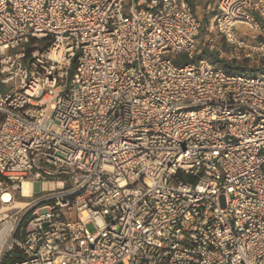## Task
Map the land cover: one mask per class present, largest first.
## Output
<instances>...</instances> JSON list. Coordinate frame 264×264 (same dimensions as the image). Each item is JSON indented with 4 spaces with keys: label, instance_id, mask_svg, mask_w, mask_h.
I'll return each instance as SVG.
<instances>
[{
    "label": "built area",
    "instance_id": "built-area-1",
    "mask_svg": "<svg viewBox=\"0 0 264 264\" xmlns=\"http://www.w3.org/2000/svg\"><path fill=\"white\" fill-rule=\"evenodd\" d=\"M200 6L256 74L191 61ZM256 33L264 0H0V264H264Z\"/></svg>",
    "mask_w": 264,
    "mask_h": 264
},
{
    "label": "rangeland",
    "instance_id": "rangeland-1",
    "mask_svg": "<svg viewBox=\"0 0 264 264\" xmlns=\"http://www.w3.org/2000/svg\"><path fill=\"white\" fill-rule=\"evenodd\" d=\"M203 6H200V8L197 9L199 16L203 18V28L201 31V34L199 36V45H198V53L200 54L204 52L205 50L207 51V55L204 57H207L209 60L216 64H220V60H227L229 62H234L235 64H238L243 67L247 68H254V69H259L261 66H259L256 62L250 61L248 59H237L235 56L237 55L235 51L231 50L225 43L224 39L220 34H217L216 30L214 27H212L211 22L209 21V18L206 20V12L204 10ZM247 30L245 27H239L237 29V35L239 38H242L244 40H249L250 35H247ZM249 33H251L248 30ZM258 38L264 39V35L256 33ZM212 37L215 39V43L218 49H213L211 50L209 48V41L208 38ZM203 58V57H201ZM261 63V62H260ZM262 64V63H261ZM250 73V72H248ZM256 74L257 72H253ZM19 200L26 201L27 199L22 198L18 196ZM90 228L93 230V226L90 225Z\"/></svg>",
    "mask_w": 264,
    "mask_h": 264
},
{
    "label": "trees",
    "instance_id": "trees-1",
    "mask_svg": "<svg viewBox=\"0 0 264 264\" xmlns=\"http://www.w3.org/2000/svg\"><path fill=\"white\" fill-rule=\"evenodd\" d=\"M208 19V17L206 18V20ZM207 51L205 50L204 52L197 54L196 58L191 60V61H196L198 59H200L201 57H204ZM188 62L187 60H185V63ZM221 66H223L224 68H226L228 71L232 72V71H238V72H248L251 70V72H256V69L254 68H247V67H243L240 66L238 64H235L234 62H229L227 60H220V64ZM16 258V253L13 252L12 254H8V256L5 258V260L3 261L2 264H13L14 260Z\"/></svg>",
    "mask_w": 264,
    "mask_h": 264
},
{
    "label": "bare ground",
    "instance_id": "bare-ground-1",
    "mask_svg": "<svg viewBox=\"0 0 264 264\" xmlns=\"http://www.w3.org/2000/svg\"><path fill=\"white\" fill-rule=\"evenodd\" d=\"M31 191H32V186H31V184H30L29 182H25V183H24V186H23V193H24V196H28V194H30ZM4 198H5L6 201H8V200H9V194L6 193V194L4 195ZM24 202H25V201H23V200L18 201V203H19L20 205H23Z\"/></svg>",
    "mask_w": 264,
    "mask_h": 264
}]
</instances>
